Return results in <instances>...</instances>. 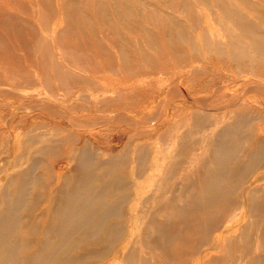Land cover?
I'll use <instances>...</instances> for the list:
<instances>
[{
    "label": "bare ground",
    "instance_id": "1",
    "mask_svg": "<svg viewBox=\"0 0 264 264\" xmlns=\"http://www.w3.org/2000/svg\"><path fill=\"white\" fill-rule=\"evenodd\" d=\"M60 1L59 8L64 19L61 31L70 29V22L74 19L82 29L86 26L94 29V22L88 16L89 3L80 7L78 0ZM216 3L231 16L232 24L237 25L249 38L248 42L243 43L236 38L231 40L228 45L232 60L240 57L263 60L264 31L224 0H216ZM121 4L117 17L131 16L139 26L140 14ZM102 6L99 5L92 14L107 22L110 13L104 9L100 13ZM81 16L83 26L79 20ZM162 19V30L169 40L179 37L191 50L197 49L193 45L196 43L183 32L186 27L183 23L169 15ZM123 22L129 25L126 20ZM203 42L211 44L207 37L203 38ZM36 44L42 64L55 66L56 69L63 66L54 55L48 61V42L40 39ZM124 44L121 42L117 46L123 49ZM214 48L217 53L226 52L221 44ZM140 49L134 46L139 53ZM167 50L174 55L178 53L171 44ZM142 57L143 54L135 58L138 60ZM186 73L193 75L188 70L177 71L168 80H176ZM212 74L207 85L188 88L186 101L191 103L193 110L188 119L175 120L163 132L164 138H170L173 143L168 146L169 149H162V153L168 157L160 165L147 161L145 156L155 149L152 144L137 141L134 137L136 132H133L134 135L123 131L104 141L113 146L118 136L115 143L122 144L117 153H108L93 148L89 139L76 145L82 135L75 138L71 130L62 125L55 129L57 132L67 129L64 137L57 135L54 129L55 133L46 132L25 138L20 152L11 148L1 151L11 149L8 153L9 156L13 153V157L3 160L6 162L3 164L4 157L0 156V264H74L83 258L91 264L94 258L107 257L119 235L117 232L129 238L122 255L128 251L130 253L134 237H141L143 242L144 237L173 231L171 227L177 225L183 207H179V203L186 200L193 209L203 212L198 217L202 218L198 226H203L199 231L204 236L199 244L202 249L198 251V264H217L220 255H229L236 264H264V80L254 73V79H245L240 88L228 94L224 87L216 85L221 76ZM168 92L163 100L177 104L176 88ZM202 92L205 95L199 94ZM79 99L84 101L86 97ZM106 101L109 98L101 102ZM52 104L42 101L41 108L49 114L62 116L61 119H66L67 124L74 127L102 124L109 129L111 125L119 123L138 130L143 129L139 123L146 124L155 116L159 117L147 109L138 120L127 112L113 115L96 112V119L88 123L86 121L90 119L74 118L66 108ZM91 104L84 108L88 115H91ZM95 105L99 107L97 103ZM169 120L164 118V121ZM186 125L189 127L186 128ZM39 141L42 143L40 147L31 150V144ZM68 141L71 144L64 147ZM48 152L66 160V172L59 173L56 166L45 165L42 157L33 156ZM128 159L132 167L128 166ZM181 168L185 170L177 176ZM126 170L131 173L123 175L122 171ZM156 171L160 181L146 185V194L139 196V193L132 191L135 178L146 177ZM101 174L104 176L100 177ZM243 180H246L245 184ZM179 198H182V202ZM126 208H132L131 218L138 222L139 232H122L123 222L116 218L126 214ZM223 211H227L224 217L221 215ZM109 217H116L115 221L110 223ZM143 230L148 234H144ZM218 230H221L220 234L206 238L210 232L214 235ZM198 246L195 247L196 251ZM78 247L84 248V251L78 256L73 255L74 248ZM222 264L225 262L222 261Z\"/></svg>",
    "mask_w": 264,
    "mask_h": 264
},
{
    "label": "rangeland",
    "instance_id": "2",
    "mask_svg": "<svg viewBox=\"0 0 264 264\" xmlns=\"http://www.w3.org/2000/svg\"><path fill=\"white\" fill-rule=\"evenodd\" d=\"M224 2L239 10L241 15L264 31L262 18L264 0ZM88 3L90 4L88 16L90 15L94 22V29L89 26L82 29L74 19L70 22L72 23L70 29L61 31L64 19L59 8L60 0H0V156L4 157L1 163L5 164L3 160L13 157V153L11 156L8 153L11 149L20 152L25 138L54 132L55 128L62 125L63 128L71 130L73 137L78 138L80 134L82 135V139H78L76 145L89 139L93 148L108 153H117L122 144L115 143L118 136L113 146L103 143L104 141L111 140L115 134L123 131L136 132V135L133 134L137 141L152 144L155 149L147 153L145 156L147 161L160 165L168 157L162 153V149L166 147L169 149L173 143L170 138H164L163 132L175 120L188 119L190 111L193 110L191 103L186 101L189 97V87L207 85L213 77L212 72L221 76L216 85L224 87L228 94L240 88L245 79H254V73L261 75L264 80V57H261L263 60H252L250 57L232 60L231 47L228 45L231 40L236 38L243 43L248 42L249 38L237 25L232 24L231 16L221 10L216 0H78L80 7ZM121 3L140 14L139 26L131 16H123L122 19L117 17L116 13ZM99 5H103L99 9L100 13L102 9L110 13L108 18L104 17L107 22L100 16L92 14L98 10ZM167 15L186 26L183 32L196 43L193 44L197 47L195 51L181 38L173 37L169 40L163 33L162 18ZM9 20L14 22L10 23ZM79 20L80 22L83 20L82 16ZM123 20L129 22V25H125ZM83 25L81 22V26ZM204 37H207L211 44L206 45L203 42ZM40 39L49 44L47 56L45 55L48 61L51 55H54L57 62L63 66L56 69L55 66L41 63L39 59L41 53L36 44ZM119 41L125 43L121 51L115 47ZM170 44L177 50V54L168 52ZM220 44L226 52L215 51L214 47ZM129 45L133 47L129 48ZM102 46L106 52L100 51ZM134 46L141 48V53L134 50ZM142 54L141 59L135 58ZM187 70L193 75L189 76L190 74L186 73L176 80H168L175 72ZM82 77L85 78L84 81L81 80ZM171 88H176L177 104L166 103L163 100ZM9 91L15 92L16 95L9 96ZM199 94L205 95V92ZM79 97L86 99L83 101ZM106 98H109V101L102 103L101 101ZM160 100L163 103L161 107ZM42 101L53 103L58 108H66L65 110L74 118L82 120L88 118L90 120H84L88 123L91 119H96V112L100 115L127 112L138 120L147 109L160 118L155 116L149 123H139V127L143 126V129L138 130L119 123L111 125L109 129L102 124L93 127H74L70 123L67 124L66 119H61L60 115L47 114L48 112L41 108ZM89 103H93L90 106L91 115L84 111ZM96 103L99 107L95 105ZM164 114L169 121H164L165 117H162ZM187 127L189 125H186ZM55 132L64 137L67 129L61 132L55 129ZM40 144H42L40 141L31 144V150L34 151ZM70 144L68 141L64 147ZM6 148L11 149L1 153ZM33 156L42 157L45 165L56 166L59 173L60 171L64 173L68 169L66 160H62L60 156L56 157L51 152ZM131 164L129 160L128 166L132 167ZM184 170L181 168L177 176ZM122 173L128 175L131 172L126 170ZM102 176L104 175L101 174L100 177ZM134 180L136 181L132 191L139 193V196L148 191L146 185L160 181L158 171ZM245 181L243 180V183ZM178 200L182 202V198ZM188 202L189 200L179 203V207H183L177 225L171 227L173 231L144 237L143 242L141 237H134L130 253L128 251L123 255L122 250L127 246L129 238L122 237L117 232L119 235L113 243V252L111 250L106 254L107 257L94 258L91 264H198L200 257L198 251L202 249V245L199 244L204 240L202 232L199 231L203 226H198L202 218L198 217L203 212L193 209L192 204ZM226 212L223 211L221 215L224 217ZM131 213L132 208H128L126 214L119 218L109 217V222H114L116 218L123 222L122 232L129 233L132 230L139 232L140 226L131 218ZM143 233L148 234L146 230H143ZM220 233L221 230L216 231L214 235L210 232L206 238L211 235L215 237ZM76 240L80 241L78 238ZM83 251L82 247L74 248L73 255L78 256ZM222 261L225 264H236L229 255H220L217 264H222ZM74 264L89 263L83 258Z\"/></svg>",
    "mask_w": 264,
    "mask_h": 264
},
{
    "label": "crops",
    "instance_id": "3",
    "mask_svg": "<svg viewBox=\"0 0 264 264\" xmlns=\"http://www.w3.org/2000/svg\"><path fill=\"white\" fill-rule=\"evenodd\" d=\"M120 19H121V18H120ZM119 42L121 43V41H119ZM116 46H117V44L115 45V47H116ZM131 47H133V46L130 45L129 48H131ZM116 48H117L118 51H121V50H122V49L119 48L118 46H117ZM104 50H105V52H106V49L103 48V46H102V47L100 48V51H104ZM81 80L84 81L85 78L82 77ZM86 80H87V79H86ZM87 81L90 82L89 80H87ZM11 94H12V95H11ZM8 95H9V96H15L16 93H15V92H12V91H9V92H8ZM39 110H40V109H39ZM41 111H43V110H41ZM43 112H45V111H43ZM45 113H47V112H45ZM47 114H49V113H47Z\"/></svg>",
    "mask_w": 264,
    "mask_h": 264
}]
</instances>
